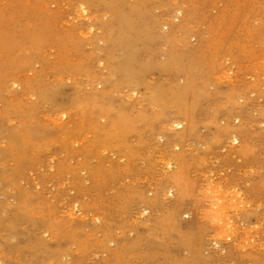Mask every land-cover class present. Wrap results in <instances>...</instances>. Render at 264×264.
Masks as SVG:
<instances>
[{
  "label": "rangeland",
  "instance_id": "rangeland-1",
  "mask_svg": "<svg viewBox=\"0 0 264 264\" xmlns=\"http://www.w3.org/2000/svg\"><path fill=\"white\" fill-rule=\"evenodd\" d=\"M0 264H264V0H0Z\"/></svg>",
  "mask_w": 264,
  "mask_h": 264
},
{
  "label": "bare ground",
  "instance_id": "bare-ground-1",
  "mask_svg": "<svg viewBox=\"0 0 264 264\" xmlns=\"http://www.w3.org/2000/svg\"><path fill=\"white\" fill-rule=\"evenodd\" d=\"M178 124V123H177ZM224 196V195H223ZM224 203V202H223ZM212 205V204H211Z\"/></svg>",
  "mask_w": 264,
  "mask_h": 264
}]
</instances>
